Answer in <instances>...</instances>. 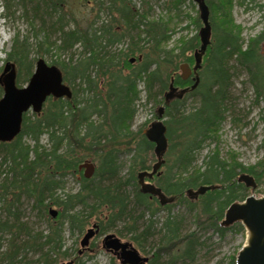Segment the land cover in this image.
<instances>
[{"label":"trees","instance_id":"16d2710c","mask_svg":"<svg viewBox=\"0 0 264 264\" xmlns=\"http://www.w3.org/2000/svg\"><path fill=\"white\" fill-rule=\"evenodd\" d=\"M10 1L6 0L4 4L6 10L10 9ZM19 1L31 6L33 17L42 9L57 14L52 27L60 34L59 43L51 42L50 36L40 30L44 34L41 39H38L40 34L34 35V46L29 44L28 38H13L5 62L24 68L27 82L33 73L28 61L31 52L42 57L53 50L55 53L70 51L80 45L83 54L75 61L71 58L67 63L55 60L50 63L60 71L63 83L73 88L71 90L67 85L71 97L47 98L44 109L34 113L32 119L23 115L21 132L13 141L0 143V153L4 152L0 167L5 166L10 175L0 181V212L14 216L15 204L26 196L33 200L39 216L47 224L44 231L32 233L16 216L0 220V234L9 236L6 249L0 252V264H22L27 252L36 257L34 264H59L69 256L64 248L65 230L80 235L93 217L97 219L99 234L114 229L122 220H129L126 228L131 240L141 246L152 222L138 233L129 206L147 212L150 217L158 210H169L175 203L185 202L192 210L198 204L191 203L186 193L200 186H216L201 198V210L211 214L216 229L223 232L225 229L217 224L225 209L232 202L245 198L246 189L238 182L239 175L251 176L257 188L262 186L261 191H264V159L245 167L237 162L233 153L221 159L215 150L206 157L203 169L192 167L194 154L207 141L218 137L231 86L230 64L234 63L249 75L257 97L264 95L261 52L264 28L245 42L241 27L232 18V0H204L209 9L211 38L198 71L200 82L182 98L170 101H165V92L171 80L178 90L191 84L182 81L176 72L183 62L194 65V52L200 45L198 32L191 38L178 39L176 46L167 49L172 31L168 18L149 19L145 11L132 13L128 0H112V7L119 14L115 23L124 25L130 45L118 53H107L105 48L121 42L125 35L119 34L111 23L94 29L93 22L85 28L71 18L65 22L62 4L66 0ZM182 1L173 0V7L177 9ZM167 12H170L168 8ZM199 21V17L194 20L197 27ZM130 30H138L135 37L127 33ZM142 43L148 45V50ZM140 83L147 101L163 107L162 116L168 118L163 123L172 161L165 164L167 172L154 179L162 193L172 199L165 206H161L155 197L142 193L138 184V173L151 170L147 160L149 153L154 151L142 129L133 133L130 128L141 100ZM188 97L197 98L199 105L184 113L183 103ZM153 118L158 120V112ZM146 124L147 121L142 128ZM43 135L47 136L48 147L40 143ZM24 138L32 144L24 142ZM124 151L132 152V157L126 177L121 178L118 155ZM85 160L96 163L90 179L83 178L78 169ZM68 176L79 182V190L57 196L55 192L63 188ZM127 186L132 188L130 195L125 191ZM212 207H215L214 211ZM229 229L244 232L238 223ZM198 246L193 236L181 238L178 221L168 216L162 224L160 247L147 264H160V253H166L172 261L178 257L188 264H196ZM78 250L72 260L74 264H83L85 253L79 256ZM230 264H235L234 256Z\"/></svg>","mask_w":264,"mask_h":264},{"label":"rangeland","instance_id":"374dc122","mask_svg":"<svg viewBox=\"0 0 264 264\" xmlns=\"http://www.w3.org/2000/svg\"><path fill=\"white\" fill-rule=\"evenodd\" d=\"M111 1L112 0H66V2L62 4V10L65 13V22H68L69 18L74 19L81 28H85L90 22H93L94 29L102 28L103 25L111 23L119 34H125L124 25L122 23H115V21H118L116 19H119V14L112 7ZM128 1L132 13H134V11L140 13L145 11L149 19H157L159 17L164 19L168 18L172 31L170 33L167 49L176 46L180 38L193 37L197 34L199 27L202 25L201 21H199V27L194 24V20L199 17V12L197 5L191 0H183L177 9L173 7V0ZM5 2L6 0H0V74L2 68L6 64V56L12 47V40L15 36H19V39L28 38L29 44L33 46L35 43L34 35L36 33L40 34L38 39H41L40 37L44 34L43 32L40 33V30L45 31V33L50 36L51 42L56 41L59 43L60 39V34L55 32L52 27V22H55L57 14L51 13L50 10L45 12L44 9H42L40 13L33 17L30 12V5H25L19 0H12L9 2L10 9L6 10L4 7ZM232 2V18L235 24L241 27V36L243 40L247 42L249 39L257 36L264 28V0H232ZM167 8L170 12H167ZM4 13H6L5 19L2 17ZM137 32L138 30H130L127 33L135 37ZM129 45V36L125 34L124 37L121 38V42L105 48V52L118 53ZM142 45H144L146 49L148 48L147 44L142 43ZM261 52L264 58V42L261 46ZM82 54L83 50L81 46L76 45L70 51L55 53L53 50L50 54H44L42 57L31 52L28 61L31 62V71L34 72L36 62L39 58L43 59L47 65H50L53 60L67 63L72 58L73 61H75L81 57ZM191 54L192 53H188L187 55ZM193 66L194 65L191 67ZM230 67L231 86L228 91V98L225 102V118L219 128L218 137L214 140L207 141L203 148L194 154L193 168L203 169L206 157L215 150L219 152L221 159H225L230 153H233L237 162L245 167L255 165L257 162L264 159V95L260 97L256 96L255 90L249 81V75L244 70L240 69L234 63H231ZM15 70L16 85L18 87L26 86V70L24 68L19 69L17 66H15ZM176 74L180 75L179 70ZM66 85L73 90L71 85ZM138 90L141 91V100L136 106V113L130 127L133 133H137L139 129L144 131L150 124L157 121L153 116L157 114L159 109H163V107L153 105L152 101H147L146 92L143 91L142 83L139 84ZM167 93L168 91L165 92V94ZM2 94L3 92L0 93V98ZM198 105L197 98L188 97L184 100L182 111H184V113H189L196 109ZM44 107L45 104L42 110ZM26 115L32 119L34 113L29 110ZM166 119L168 118H163V122L166 121ZM146 121L148 124L142 128V124ZM23 141L32 144L27 138H24ZM40 143L48 147L46 135L41 137ZM123 149L125 148H122V150ZM3 155L4 152H1L0 164ZM131 157L132 152L128 151L121 152L118 155V164L120 167L119 175L121 178L126 177L131 164ZM163 159L165 162L158 170L155 178L167 172L165 167L167 165L166 162L170 164L172 161V158L168 155V150L164 154ZM156 161L157 159L154 151H151L148 155V166L152 169ZM94 164L96 165L95 162ZM6 177L9 178L10 175H7L5 166H1L0 181ZM151 184L157 187L155 180L152 181ZM262 188V186L260 188L255 186L253 189L245 187L246 191L242 192L245 193V197L250 195L260 197L264 196V191H261ZM78 190L79 182L74 177L68 176L64 179L63 188L58 189L55 194L57 196H63L64 194L76 193ZM125 191L130 195L132 188L127 186ZM203 196H199L197 199L188 198L191 203L198 204L192 210L189 209L185 202L175 203L169 210H158L152 217H150L147 212L138 208H133V206L130 205L131 220L136 221L135 224L138 233L146 229L149 221L152 222V227L148 231V237L142 241L141 246H138L131 240V234L126 228L129 220H122L116 224L114 229H109L102 234L98 233L89 241L88 248L84 251L85 254L82 258L83 264H120L115 255L102 247L103 237L107 234H114L121 242L131 244L132 247L139 252L140 256L150 258L160 247L162 224L168 216L178 221L181 238L193 236L198 241L199 246L197 247L195 256L196 264H230L231 257H236L237 252L244 243L245 233L236 232L231 229H225L223 232L218 231L215 227V221L212 215L204 214L201 210V198ZM53 209L57 210L58 208L53 207ZM214 210L215 207H212V211ZM14 216H16L19 223L26 225L32 233L44 231L47 226L46 221L39 216L37 209H35L33 200L26 196L21 197L19 202L15 204ZM12 217L4 212H0V220L2 221L6 219L10 220ZM96 220L97 219L93 217L89 225L84 228L80 235H72L68 230H65L64 248L67 250L69 256L61 260L59 264L73 259L74 252L80 249L82 236L87 229L97 223ZM8 240L9 236L7 234H0V252L6 249ZM180 240L183 241V239ZM35 258L36 257L30 252H27L22 264H34L33 261H35ZM159 258L160 264H188L187 261H182L178 257L173 258L174 260L172 261L166 253H160Z\"/></svg>","mask_w":264,"mask_h":264},{"label":"water","instance_id":"95a60500","mask_svg":"<svg viewBox=\"0 0 264 264\" xmlns=\"http://www.w3.org/2000/svg\"><path fill=\"white\" fill-rule=\"evenodd\" d=\"M197 5L201 28L198 31L200 45L194 52V66L187 62L178 65L180 78L187 81L191 75L192 85L189 88L178 90L170 81L168 93L165 94V101L175 98H182L188 91L196 89L200 82L198 71L201 68L202 58L210 44L211 27L209 24V9L204 0H191ZM0 87H2V97L0 98V143L13 141L21 132L23 115L29 110L32 113H40L47 98H67L71 97L70 88L63 83L60 71L55 66L47 65L43 59H38L35 70L29 78L26 86L16 85V70L12 63H6L0 74ZM163 109L158 110V120L150 124L143 131L146 140L153 144L156 163L151 171L138 173L137 179L140 191L151 197H156L161 206L172 202L161 191L160 188L146 183L145 179L151 180L157 175L158 170L164 164L163 156L168 148L166 138V126L163 123ZM79 171H83L82 176L90 179L95 173V166L90 161L82 162ZM238 182L244 184L246 188H255L253 178L246 174L238 177ZM216 186H200L195 191L188 190L189 198L197 199L206 192L214 190ZM53 215H56L53 212ZM240 224L244 230V243L237 252L235 264H264V196L256 197L250 195L242 201L232 202L224 211L221 221L218 223L222 229H229L234 224ZM99 233L97 224H93L86 230L80 241L78 255H82L88 248L89 241ZM102 247L116 256L120 264H147L148 257L140 256L139 252L129 243H123L114 234H107L103 237ZM62 264H73V261Z\"/></svg>","mask_w":264,"mask_h":264},{"label":"flooded vegetation","instance_id":"af4514ba","mask_svg":"<svg viewBox=\"0 0 264 264\" xmlns=\"http://www.w3.org/2000/svg\"><path fill=\"white\" fill-rule=\"evenodd\" d=\"M193 76L194 75H191V77L187 80V81H185V82H191V84H188V85H185L182 89H185V88H189L191 85H192V78H193ZM81 173H83V171H81ZM83 177V176H82ZM155 177L156 176H154L153 178H152V180H150V181H145L146 183H152V181H154V179H155Z\"/></svg>","mask_w":264,"mask_h":264}]
</instances>
